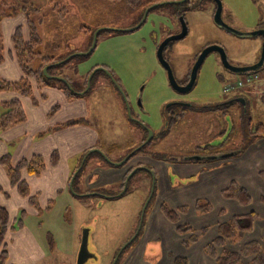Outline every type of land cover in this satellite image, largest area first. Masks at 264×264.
Returning <instances> with one entry per match:
<instances>
[{"label": "rangeland", "instance_id": "1", "mask_svg": "<svg viewBox=\"0 0 264 264\" xmlns=\"http://www.w3.org/2000/svg\"><path fill=\"white\" fill-rule=\"evenodd\" d=\"M193 1L198 2V5L184 13L177 12L180 8L178 4L154 7L141 27L134 31H124L136 26L152 5L147 6L146 0H35V4L42 7V15L46 14L50 7L56 8L57 11L60 5L66 7V20L59 23L58 29L65 30L67 45H70L68 50H77L72 54L87 52L92 45L94 34L100 30L93 52L89 55L78 54L83 56L82 59L74 58L63 67L67 71L77 65L74 77L77 83L82 82L92 68L96 70L99 67H105L114 78L104 69L95 72L93 70L90 89L73 99L85 102L88 114L73 115L64 110L62 104L56 103L53 108L58 106L54 110L52 108L47 115L49 125L37 132L38 137L46 138L54 130L82 123H90L98 129L100 136L96 146L82 150L78 156V168L75 172L76 174L80 169L78 178L93 165L121 167L114 166L113 163L122 161L142 144L143 138H147V131L137 121H142L152 129L155 136L157 134L152 138V143L147 144L145 149H140L138 154L146 151L156 159L163 157L162 159L170 164L178 162L177 159L182 157L180 160H184L183 162L200 163L205 167L195 176L189 177H182L170 170L174 186L184 187L186 194L173 196L167 191V197L160 201L157 187L146 207L154 182L153 173L149 169L147 173L138 170L122 196H118L122 192L120 183L102 186L98 191L92 192H99L100 195L81 196L86 191L79 187L76 179L72 187L69 183L67 191L54 198L52 203L55 210L52 214L42 213L28 219V224L40 234V243L50 253H47L46 258L31 262L23 252H16L13 253L14 264H41L44 261L48 264H77L84 229H89L88 247L92 254L85 264H123L137 247L140 252L144 250L143 258L150 264H168L166 260L175 255L174 248H177L176 243L180 238L188 237L192 231H200L204 225V228L213 226L217 219V209L225 207L228 212L223 201L226 198L221 189L230 184L237 174L231 173L226 177L225 168L236 162L235 158H239L258 139L264 137L262 135L258 136L257 140H251L258 124L264 123V91L261 88L258 91H249L250 93L244 90L249 82V72L236 73L228 70L218 51L210 52L205 58L191 89L177 90L158 58V46L170 32L180 33L183 25L187 24V35L172 40L164 51L176 81L185 85L199 53L207 46L222 45L226 48L232 65L246 66L258 62L252 61L260 58L264 37H243L225 30L214 20L217 5L215 0ZM222 4L223 20L231 27L242 32L264 28V0H222ZM10 17L0 20V44L3 46V54H7V43L10 41L8 20L25 19L23 14ZM35 18L32 15V19ZM40 29L46 36L43 27ZM59 31L58 33L61 32ZM67 52L63 51L62 54ZM258 70V73L264 75V66ZM0 77L6 79L1 70ZM19 79L14 78L12 81ZM55 79L58 84L65 82L63 77L57 76ZM240 79L245 83L243 87L224 93V85L227 82ZM121 89L128 97L130 113ZM10 92L21 99L27 112L33 110L34 106H41L50 100L46 95L40 96L43 94V88H34L29 96L21 95L18 90ZM237 98H243L246 102L238 101ZM173 102L175 103L171 108L172 113L181 112L183 106L186 108L178 121L168 127L170 111L168 112L167 108ZM4 111L5 108L0 103V115ZM23 123L31 127L30 119L26 118L20 124ZM58 126L60 127L57 128ZM245 144H248L247 148ZM114 145L116 147H112ZM42 147L47 148V145ZM238 150H241V153L237 155ZM104 153L109 160L103 156ZM234 153L236 156L233 157ZM10 155L12 164H15L16 151H10ZM87 155L86 163L81 168ZM198 157L206 159L197 160ZM147 160L150 162V158L144 159ZM75 161L71 159L72 163ZM1 166L7 174V167ZM218 168L222 173L225 172L221 178L217 175ZM140 175H146L148 180L142 182V179H138ZM68 188L73 196H79L72 199ZM3 190L5 189L0 191ZM39 198L40 196L38 200ZM195 201H200L202 206L209 203L210 211H213L202 213L196 208ZM163 202L175 208L184 202L187 203V211L180 215V222L192 227L189 234L178 233L175 224L161 217L160 204ZM20 216L21 214L16 218ZM39 225L42 227H38ZM139 227L141 229L134 238ZM208 237L200 235L198 241H207ZM14 244L15 241H12L7 245L8 249L11 250L12 246L15 248Z\"/></svg>", "mask_w": 264, "mask_h": 264}, {"label": "crops", "instance_id": "2", "mask_svg": "<svg viewBox=\"0 0 264 264\" xmlns=\"http://www.w3.org/2000/svg\"><path fill=\"white\" fill-rule=\"evenodd\" d=\"M8 21L10 23V29L8 30L10 32L8 35L10 41L7 43L6 59H4V61L0 64V70L2 74L5 75L6 79L12 80L14 78L19 79L23 75L19 63L10 55V50L12 48L11 35L16 26L22 22V20L17 19L14 21ZM258 28H260V26ZM259 59H254L252 62L254 63L257 60L259 61ZM252 62H249V64H252ZM258 71L259 70H256L247 74V78L250 75H258V78H254L253 80L247 82L244 90L252 92L258 91L261 88L264 91V75L263 73H258ZM45 95L50 98L48 102L43 103V101V104H40L41 106H34L33 110L28 112L26 111V118L30 119L31 127L25 125L27 123L26 122L23 124H17L0 133V157L6 153H10V151H16V157H13L16 164L21 159L27 156L30 157L33 154H42L44 156L47 164L46 169L43 170L40 175H30L26 170H24L23 178L28 181L32 195H36L37 197L40 196L38 202L40 207L43 209L42 213H44V215H50L55 210V205L52 203L54 198L56 196L59 197L61 193L63 194L67 191L66 187L67 185L69 186L72 176L75 175L78 168L77 163L79 162L78 156L80 152L82 150H88L89 148L95 147L100 133L98 129L90 123H82L81 125L54 130L49 133L46 138L38 137L37 132L49 125L50 120L47 115H49V112L56 103L62 104L64 110H67L68 113H72L73 115L88 114V106L85 102L82 100H68L61 89L43 87V94L40 96L44 97ZM15 97L16 96H14L10 91L3 92L0 95V99L2 101ZM30 104L33 105L31 102ZM59 127L60 126L57 128ZM42 145H47V148H43ZM110 149H112V147H110ZM55 150L58 151L60 158L58 163L53 165L51 163V155ZM145 158H150V162L149 160L144 161ZM71 159L76 161L72 163ZM155 159L156 158L153 155L142 152L136 154L130 162L125 164V166L103 167L101 165L96 167L93 165V167L86 171L80 178H78L79 174H77L73 184L77 179L79 187L83 191H86L84 194H81V196L91 194L100 195L99 192H92L98 191L99 187L117 185L118 183H120L119 187L121 188V183L128 171L132 167L138 166L139 168H137V171L142 170L147 173L149 172L148 169H151L155 173L161 201L167 197V191L173 194V196L186 194L184 187L176 188L174 186L175 183H173L170 170H173L174 173L182 177H189L195 176L202 169V167H205V165L200 163L195 164L182 161L175 162L174 166V164H170L165 159L157 161ZM235 159L236 162H232L231 166L225 168L227 172L226 177L231 173L237 174L231 179V181L236 180L250 192L252 197L251 203L249 205H244L236 199L225 197L226 200L223 201L225 202V206L228 208V212L225 207L216 210L215 213L217 215V219H215V224L208 227V231L202 235L204 238L209 236L207 241H197L190 246H185L183 244V237L180 238L177 243L175 242L176 245H178L177 248H174L175 255L166 260L168 264H175L176 259L181 256L187 259L186 264H218L215 259L211 258L206 253L204 248L208 242L213 240L218 235V224L228 221L235 215L247 214L251 211L259 213V218L256 220L254 225V230L248 232L238 245L235 244L230 247L232 249H241L243 244L251 239L264 240V202L262 201V196H264V175L261 173L262 170H264V137L258 139L255 143L248 147L247 150L239 156V158ZM172 167L175 169H172ZM137 171L132 175L130 181H132ZM224 174L225 172L222 173L220 168L217 169V175L219 178L223 177ZM138 179H142V182L144 180H148L146 175L145 177L140 175ZM0 182L3 184H0L2 188L5 189L0 191V204L5 206L10 212L12 223L16 222V217L19 216L23 210L27 213L25 226L10 231L6 237V243L8 246L12 241H15L14 245L16 246L15 248L12 246L11 250H9L10 257L8 264H14L12 262L14 258L13 253L16 252H23L31 262H36L40 258H46L47 253H50V251L45 250L39 240L40 234H37L36 230L28 224L29 217L32 219L39 215L38 209L30 204L28 198L21 196L16 187L12 186L9 176L6 174L1 165ZM223 188L221 189V193ZM70 191L71 190L68 188V193L72 197L73 194ZM75 196L79 195H74L72 199ZM183 205H187V203L184 202V204L182 203L176 208H172L177 209ZM212 211L213 210L208 211L207 213ZM218 214L220 216H218ZM160 215L164 220H166L162 212ZM150 222H152V218H150ZM38 227L42 226L39 225ZM38 230L39 228L37 231ZM143 253L144 250H141L140 252L139 247L135 248L130 256L125 259L123 264H150L143 258ZM41 264L48 263L44 261Z\"/></svg>", "mask_w": 264, "mask_h": 264}, {"label": "trees", "instance_id": "3", "mask_svg": "<svg viewBox=\"0 0 264 264\" xmlns=\"http://www.w3.org/2000/svg\"><path fill=\"white\" fill-rule=\"evenodd\" d=\"M146 1L147 6L156 3L178 4V6L181 8L180 10L178 7L179 10L177 12L179 13H184L187 10L194 9L198 5V2L193 0H187L183 3H176L175 1L177 0ZM65 8L66 7L64 5H60V9L57 11L55 10L56 8L54 9V7H50L46 14L42 15L40 10L42 7L36 5L35 0H0V20L6 17L9 18L10 16H18L20 14L25 16V19L16 26L14 32L11 35L12 48L10 50V55L19 63L23 75L19 80L15 81L0 77V95L6 91L18 90L21 95L29 96L32 94L35 87H54L61 89L68 100H73L80 97L79 92L84 91L87 87L88 77L94 68L88 71L82 82L77 83L78 81L74 79L76 75L75 72L77 71V65H75L72 70L67 71L64 70L63 67L70 63L74 58L82 59V55H75L67 62L57 64L58 62L66 59L68 55L77 51L68 50L70 45H67V38H65L64 32L65 30L62 31V29H60L62 32L61 33L58 29L59 23H64L66 20ZM32 15H34L36 18L32 19ZM41 27H43V29L46 31V36H44L41 32ZM58 31L60 33H58ZM1 36L2 33L0 30V37ZM63 51L68 52L62 54ZM4 59H6V54H3V46L0 44V63L4 61ZM46 66H49L48 74L50 76H47V74L44 72V68ZM57 76L63 77L66 79V82H61L60 84L56 83L55 78H57ZM188 80L189 77L185 83H187ZM0 103L5 108V111L0 115V133L26 120V111L19 97L5 101L0 99ZM57 106L58 105H56L53 110ZM184 110L185 108L183 111ZM167 111H170L168 119V127H170L173 123L178 121L179 117L183 113H172L170 108H167ZM262 135H264V123H259L256 130L253 131L254 138L251 140L257 139L259 138L258 136ZM144 141L145 138H143L141 142L143 143ZM209 146L210 144L207 145L206 148ZM244 146L247 148L248 144H245ZM112 147H116V145ZM145 147L146 145L141 149H145ZM138 152L133 156L138 154ZM220 153L224 152L220 151ZM239 153H241V150H238L237 155ZM232 156H236V153H234ZM59 158V153L57 150H55L51 155V163L53 165L57 164ZM157 158L162 159L163 157ZM181 158L182 157H180V159ZM180 159L177 160L181 161ZM205 159V157H201V159L197 160ZM0 164L4 167H7V174L10 178L12 186L17 188L18 193L21 196L28 198L30 204L37 208L39 214H41L43 209L40 207L38 197L36 195H32L28 181L23 178V171L26 170L30 175H40L47 166L44 156L42 154H33L30 157L21 159L16 164H12L10 153H6L0 157ZM134 168L135 167H132L123 179L120 188L121 190H123L125 186V180ZM261 173L264 175V170H262ZM156 188L157 183L155 181V190ZM2 189L3 188L0 185V190ZM222 195L226 198L236 199L244 205H249L252 201L250 192L236 180H232L230 184L223 188ZM262 201L264 202V196H262ZM187 208L188 207L186 205H183L177 209H174L166 202L160 204L161 212L165 218L175 224L178 233L182 235L189 234L188 232L192 231V227L180 222V215L185 213ZM196 208L200 209L202 213H205L210 211L211 205L206 203L202 206L200 205V201H197ZM26 216L27 213L25 210H23L21 212V216L16 219V222L12 223L10 212L5 206L0 204V264H8L10 257L9 249L6 243V237L8 233L17 228L24 227ZM258 218L259 213L256 211H251L247 214L235 215L228 221L219 223L218 235L213 240L208 242L204 247L206 253L211 258L215 259L218 264H264V240L251 239L245 242L241 249H232L230 247L235 244L238 245V243L244 239L248 232L254 230V225ZM207 231L208 228H202L200 231H192L188 237L183 239V244L185 246H190L196 243L199 240L200 235L205 234ZM176 263L186 264L187 259L178 257L176 259Z\"/></svg>", "mask_w": 264, "mask_h": 264}, {"label": "water", "instance_id": "4", "mask_svg": "<svg viewBox=\"0 0 264 264\" xmlns=\"http://www.w3.org/2000/svg\"><path fill=\"white\" fill-rule=\"evenodd\" d=\"M187 0H177L175 1L176 3H183ZM216 1V4H217V8H216V11H215V14H214V20L215 22L222 28H224L225 30L227 31H230V32H233L239 36H243V37H253V36H258V35H263L264 37V28H261V29H258V30H255V31H251V32H242V31H239L233 27H231L230 25H228L224 20H223V17H222V10H223V4H222V0H215ZM162 3H156V4H153L152 6H150L142 20L136 25V26H133L131 28H128L124 31H134L136 29H138L139 27L142 26V24L145 22L149 12L151 9H153L154 7H157L158 5H161ZM120 31V30H119ZM123 31V30H121ZM99 32L100 30H98L95 34H94V37H93V40H92V45L90 47V49L87 51V52H83V53H76V54H72L70 56H68L66 59L58 62L57 64H62V63H65L67 62L68 60H70L72 57H74L75 55H78V54H82V55H89L91 52H93V50L96 48V45H97V40H98V36H99ZM187 32H188V26L187 24H184L183 25V29L180 33L178 34H174V35H171L169 37H167L158 47V58L160 60V62L163 64V66L166 68L167 72H168V76H169V79L172 83V85L177 89V90H182V91H187L189 89H191L194 85H195V82H196V78H197V75H198V70L199 68L201 67L202 63L204 62L205 58L208 56V54L210 52H213V51H218L221 55V60H222V63L224 64V66L232 71V72H236V73H241V72H250V71H256L258 70L259 68L263 67L264 66V42H263V46H262V53H261V57H260V60L253 64V65H249V66H243V67H238V66H234L232 65L230 62H229V59H228V56H227V52H226V49L219 45V44H215V45H210V46H207L199 55L196 63L194 64L193 68H192V71H191V76H190V80L189 82L186 84V85H180L176 79H175V76H174V73H173V70H172V67L170 65V63L167 61V59L165 58L164 56V49L165 47L168 45V43L172 40H177V39H181V38H184L186 35H187ZM48 68L49 66H46L44 68V72L47 74V76H50L48 74ZM98 69H104L107 71V73L113 78L112 74L110 73V71H108L105 67H99L97 68L95 71H97ZM94 72H92L89 77H88V81H87V87L84 91L82 92H79L80 95H83L85 94L91 87V80H92V77H93V74ZM114 79V78H113ZM65 80L66 82V79H63ZM122 90V89H121ZM122 95H123V98H124V101L126 103V106L128 108V111L130 113V104H129V100H128V97L126 95V93H124V91L122 90ZM242 101L245 102L244 99H241ZM148 132H149V135L147 137V139L138 147L136 148L134 151H132L131 153H129L126 158H124L122 161H119V162H112L114 164V166H122L124 165L125 163H127L135 153H137L142 147H144L145 145H147L151 140H152V137L154 135V132L152 129L150 128H147ZM103 155V154H102ZM105 158H107V156L103 155ZM88 158V155L83 159L82 161V166L81 168L83 167V165L85 164V161L87 160ZM107 160H109V157L107 158ZM151 170V169H149ZM80 171V169L77 171V173L72 177L71 179V182H70V186L72 187L73 185V182H74V179L76 177V175L78 174V172ZM137 171V168H134V170L129 174V176L127 177V180L125 181V186L122 190V192H120V194L118 196H122L126 193L127 191V187H128V183H129V180L131 179L132 175ZM152 171V170H151ZM153 173V176H154V182H153V185H152V191H151V194L145 204V207L148 205L152 195L154 194V189H155V181H156V175L155 173L152 171ZM110 198L112 197H115V196H109ZM145 210V208H144ZM144 210H143V214H142V217H141V220L143 221V217H144ZM141 227H139V230L137 232V234L134 236V238L138 235L139 231H140ZM133 238V239H134ZM132 239V240H133ZM131 240V241H132ZM88 242H89V229H84V232H83V235H82V240H81V245H80V249H79V253H78V260H77V264H85L86 261L92 256V254L90 253L89 251V247H88ZM123 249V248H122Z\"/></svg>", "mask_w": 264, "mask_h": 264}, {"label": "flooded vegetation", "instance_id": "5", "mask_svg": "<svg viewBox=\"0 0 264 264\" xmlns=\"http://www.w3.org/2000/svg\"><path fill=\"white\" fill-rule=\"evenodd\" d=\"M216 8H217V5H216V7H215V11H216ZM214 14H215V12H214ZM143 16H144V15H143ZM143 16H142V18H143ZM142 18H141V20H142ZM141 20H140V21H141ZM175 34H176V33H175ZM177 34H178V33H177ZM171 35H174V33H173V32H170V33L167 35V37H169V36H171ZM170 42H171V41H170ZM170 42H169V43H170ZM161 43H162V42H161ZM169 43H168V45H167L166 47L169 46ZM221 46H222V45H221ZM158 47H159V46H158ZM166 47H165V48H166ZM225 49H226V48H225ZM164 51H165V49H164ZM226 52H227V50H226ZM200 53H201V52H200ZM200 53H199V54H200ZM220 56H221V55H220ZM227 56H228V53H227ZM228 59H229V57H228ZM259 60H260V59H259ZM256 63H257V62H256ZM254 64H255V63H254ZM252 65H253V64H252ZM234 66H235V65H234ZM246 66H249V65H246ZM238 67H239V66H238ZM240 67H243V66H240ZM105 71H106V70H105ZM106 72H107V71H106ZM190 76H191V75H190ZM189 80H190V77H189ZM189 80H188V82H189ZM188 82H187V83H188ZM230 82H231V81L227 82L226 84H228V83H230ZM187 83H184V84L186 85ZM226 84H225V85H226ZM225 85H224V93H229V92H231V91H225ZM237 100L240 101L241 98H237ZM174 103H175V102H173L170 106H168V108H170V110H171V108L173 107ZM176 103H181V102H176ZM231 103H233V100L231 101ZM184 108H186V106H183V107H182V111H181L182 113H184V112H183V109H184ZM171 111H172V110H171ZM181 112H179V113H181ZM136 121H137V120H136ZM137 123H139V125H141L142 127L145 128V130L147 131L146 133H147V137H148V135H149V132H148V130H147L148 127L145 126V124H144L142 121H137ZM156 136H157V134H156ZM156 136H155V133H154V135H153L152 138H154V137H156ZM146 139H147V138H146ZM149 143H152V140H151ZM133 157H134V156H133ZM205 158H206V157H205ZM197 159H201V157H198ZM155 160H156V161H157V160H160V158L155 159ZM182 162H183V161H182ZM127 163H128V162H127ZM135 168H139V167H138V166H137V167L135 166Z\"/></svg>", "mask_w": 264, "mask_h": 264}, {"label": "built area", "instance_id": "6", "mask_svg": "<svg viewBox=\"0 0 264 264\" xmlns=\"http://www.w3.org/2000/svg\"><path fill=\"white\" fill-rule=\"evenodd\" d=\"M254 78H258V75H255V76H249L248 77V81H251L253 80ZM245 85L244 81L243 80H238L236 82H230L228 84L225 85V91H232L236 88H239V87H243Z\"/></svg>", "mask_w": 264, "mask_h": 264}]
</instances>
